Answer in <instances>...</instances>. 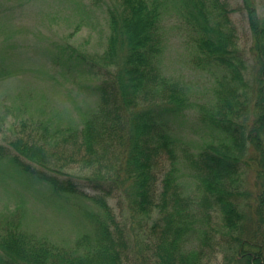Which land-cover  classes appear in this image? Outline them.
Instances as JSON below:
<instances>
[{"label": "trees", "instance_id": "obj_1", "mask_svg": "<svg viewBox=\"0 0 264 264\" xmlns=\"http://www.w3.org/2000/svg\"><path fill=\"white\" fill-rule=\"evenodd\" d=\"M105 3V49L90 55L67 46L62 61L96 78L87 85L95 108L77 125L19 119L0 141V161L47 184L57 197L81 196L95 208L83 211V227L70 243L27 230L15 211L0 225V264H205L212 212L232 239L227 264H264V0H242L253 39L251 84L227 0ZM168 11L183 25L191 60L216 75L214 104L200 117L207 132L199 148L172 131L189 98L185 85L164 75L159 62ZM161 154L169 165L158 186ZM246 154L256 173L251 226L239 208ZM182 162L194 192L183 186ZM79 173L93 193L76 182ZM108 197L121 205L122 220Z\"/></svg>", "mask_w": 264, "mask_h": 264}, {"label": "rangeland", "instance_id": "obj_2", "mask_svg": "<svg viewBox=\"0 0 264 264\" xmlns=\"http://www.w3.org/2000/svg\"><path fill=\"white\" fill-rule=\"evenodd\" d=\"M227 1L237 45L246 62L244 78L251 84L253 39L247 15L242 0ZM262 1L257 0L259 5ZM105 2L110 0H0V141L6 142L19 119L50 118L60 125H77L95 108L96 98L87 85L96 78L63 66L62 61L66 59L67 46L90 55L105 49L110 32ZM162 32V73L180 80L189 98L188 106L173 120L172 131L191 148H199L203 145L201 135L207 132L200 117L206 107L214 104L216 75L191 60L187 36L174 13L165 12ZM248 156L241 164L239 186L243 192L239 195V208L247 222L253 218L257 191L255 164ZM168 165L166 155L161 154L155 168L158 186ZM179 173L186 192H194V181L183 162ZM79 176L81 173L76 177L79 186L93 193ZM107 201L117 219L122 220L116 198L108 197ZM91 207L95 208L81 196L57 197L47 184L19 172L6 160L0 161V225L16 211L27 230L57 243H70L83 227V211ZM210 224L214 234L210 246H206L205 264H227L232 239L221 226L217 213L212 212ZM255 241L261 242L260 237Z\"/></svg>", "mask_w": 264, "mask_h": 264}]
</instances>
